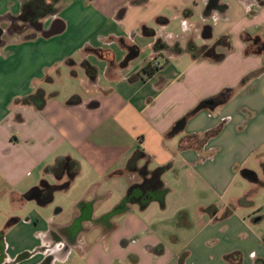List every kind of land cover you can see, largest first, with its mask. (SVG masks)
<instances>
[{"label": "crops", "instance_id": "0c3cea01", "mask_svg": "<svg viewBox=\"0 0 264 264\" xmlns=\"http://www.w3.org/2000/svg\"><path fill=\"white\" fill-rule=\"evenodd\" d=\"M24 1L0 0V222L10 219L0 233L6 261L179 264L185 255L184 264H228L224 257L240 252L243 264H264L260 241L252 242L261 255L214 238L225 239L231 230L242 238L228 225L236 205L255 209L248 197L229 195L235 178L240 174L264 188V178L248 168L257 158L264 174V54H246L242 39L247 34L264 41V0H59L56 12L40 21L46 37L31 25L11 31ZM170 6L183 19L184 38L165 33L171 19L163 12ZM206 26L213 39L204 38ZM137 35L151 38L152 47L139 62ZM224 35L233 49L218 63L170 49L190 40L211 45ZM158 40L168 49L156 51ZM100 51L111 53L113 62ZM133 51L137 55L129 58ZM149 63L160 67L152 77L141 72ZM64 76L80 83L62 94L55 84ZM226 89L234 90L227 103L197 110ZM75 96L80 103L68 104ZM136 150L146 156L128 170ZM60 159L78 162V174L70 175L73 164L60 178L48 173ZM69 180L56 192L65 194V204L47 213L54 196L46 202L35 193L44 182ZM131 196L136 198L126 200ZM10 210L29 212L10 218ZM195 214L203 228L181 248L166 230L175 223L193 228ZM246 216L250 225L263 221L257 210Z\"/></svg>", "mask_w": 264, "mask_h": 264}, {"label": "trees", "instance_id": "16d2710c", "mask_svg": "<svg viewBox=\"0 0 264 264\" xmlns=\"http://www.w3.org/2000/svg\"><path fill=\"white\" fill-rule=\"evenodd\" d=\"M58 0H25L23 2L22 11L19 17L15 19V23L11 26V31L14 33H21L27 28V26H36L40 23V21L45 18L46 16H49L53 14L51 10L54 6H56ZM164 19L159 18L157 21L162 22ZM203 36L206 40L213 39L212 34V28L210 26H206L203 29ZM242 39L247 44L246 54H264V41L260 39V37H251L247 34L242 35ZM168 49V45L163 42L162 40H158V42L155 44V50L156 51H164ZM171 51L175 54H181L183 52L190 53L195 59H206L210 60L212 62H221L224 60L226 55L233 49L230 38L228 35H224L221 37H218L215 39V41L211 45H204V46H197V44L190 40L189 43L185 48H183L180 44H176L172 46ZM99 55L109 62H113V56L109 52H103L100 51ZM137 55V51L131 52L129 55V58H132ZM87 70V73L90 77L94 78L97 75V71L95 68H92L88 63L84 64ZM160 70V67L154 66L152 63L147 64L143 69L141 70L142 74H144L147 77L154 76L158 71ZM258 74L256 72L253 75ZM253 75L250 77H246L243 80V83L248 81ZM234 94L233 89H226L217 96L211 98L208 101H205L201 103L197 110H204L207 108H213L221 106L225 103H227L231 97ZM80 103V97L75 96L71 98L68 102V104H79ZM220 130L212 132L211 134L214 135L218 133ZM145 153L142 150H136L135 153L132 155V157L129 159L127 168L128 170H133L137 167V164L140 160L145 158ZM75 166H73V165ZM68 165H71L74 167V169L71 170L70 175H76L79 172L80 165L76 161H69L68 159H60L54 166L49 167L47 169V172L50 174H54L57 177H61L63 175L64 168ZM247 178L251 182H258V179L254 173H251L249 171L245 172ZM160 178V171H157L153 173V179L159 180ZM72 179V178H71ZM71 183V180L64 184L50 186L47 185L46 182L43 183V187L47 189L48 196L45 199L46 202H50L53 199L54 194L57 191L65 190L69 187ZM36 190V189H35ZM30 192L27 196L32 197L34 195V191ZM38 191V190H37ZM225 261L228 264H243V256L240 252H234L231 254H228L224 257ZM185 255H183L180 259L179 264H184Z\"/></svg>", "mask_w": 264, "mask_h": 264}, {"label": "rangeland", "instance_id": "374dc122", "mask_svg": "<svg viewBox=\"0 0 264 264\" xmlns=\"http://www.w3.org/2000/svg\"><path fill=\"white\" fill-rule=\"evenodd\" d=\"M67 2L68 0L64 1V4ZM177 13H178L177 10L171 6L168 7L163 12L164 15H166L169 19H171V24L165 29V33L178 34L181 36V38H184V33L186 31H185L183 19L179 17ZM159 29L160 27L156 28V30L158 31ZM135 41H136V44H138V46L142 50L141 55L135 61L136 62L143 61L152 52L151 38L137 35L135 37ZM197 43L200 45L202 44V41L198 40ZM68 79L70 78L68 77ZM70 81H73V82H69V80H67V77L65 78L64 76V79L62 78V80L58 84H55V90H60L62 94H65V91H70L72 87H75V84L79 85L80 83L79 80H70ZM102 82L104 83L103 78H102ZM262 160L264 162V157H262ZM248 168L255 170L257 174L259 175V177L264 178L263 170L261 167V161L259 159L256 158L254 160L249 161ZM235 194H237L238 196H245V198L248 197L249 199L253 200L254 208H255L252 210L249 208H246L239 201V204L236 205V208H238L237 215L236 217L230 219L228 223L229 226L233 227L234 231L236 230L238 232L239 231L242 232V238H237V237L235 238V236H233L232 234L233 230H231V232L225 236V239L224 237H221L219 235H215L214 238L216 240L222 239V242H226V243L233 241L234 244H236L235 246L244 244L245 253L249 252L250 254V252L252 251H256L257 253H260V251L255 250L256 245H254L255 242H252V241H258V242L260 241L262 243V250L264 249V188L258 187L254 184L249 183V181L244 179L242 175L239 174V176H237L231 184V192L229 195H235ZM65 199H66V196L65 194H63V192L55 193L53 202H51L49 205L46 206V208L47 207L48 208L45 211L47 213L54 214L58 210V208H62V204H65ZM41 209L43 210L44 208H41ZM255 210H257V212L263 216V221L257 225H252V224L250 225L248 224L246 213L248 211L252 213ZM27 212L29 211H26V212L23 211L21 213L17 210H10L9 216L10 218H18L17 216H23ZM195 217L191 220L195 228L194 227L189 228V227L180 225L178 223L177 224L175 223L172 228H168L166 230V233L169 234L170 232V234H173V236L178 238L177 245H180L181 248L189 246L190 243L193 241L194 237L196 236V234L200 233L201 232L200 230L203 228V225L200 224V221L198 219V214H195ZM244 218L246 219V222ZM8 220L10 219L8 218L5 223L4 221L0 222V230H2L6 226V224L8 223ZM215 225L217 226L218 223L211 224L210 231L214 230ZM223 249H225L224 246L219 247L215 249L211 253V255L217 256ZM259 255H261V253Z\"/></svg>", "mask_w": 264, "mask_h": 264}, {"label": "flooded vegetation", "instance_id": "af4514ba", "mask_svg": "<svg viewBox=\"0 0 264 264\" xmlns=\"http://www.w3.org/2000/svg\"><path fill=\"white\" fill-rule=\"evenodd\" d=\"M59 1V0H58ZM57 5V4H56ZM56 6H54L53 7V9L51 10V12L52 13H55L56 12ZM36 28H39V24L38 25H36L35 26ZM3 31L4 30H2L1 28H0V35L3 33ZM65 173V168H64V171H63V174ZM150 183V182H149ZM150 185V184H149ZM35 195L36 196H38V197H40V198H43L44 197V199H46L47 198V196H48V191H47V189H45V188H43L42 190H40V191H38V192H36L35 193ZM136 197L135 196H131V197H129V199H126V200H134ZM123 208H122V206H120V207H118L117 209H115L114 211H111L110 213H108L105 217L106 218H109L110 216H113V215H115V214H117V213H119L121 210H122ZM103 220H105V219H103ZM4 231H2L1 233H0V257L3 259V262H4V260H5V264H15L14 262H7L6 260V256H5V254H3L4 252H1V251H4L5 250V246H4ZM65 249H66V247H65ZM52 257L51 256H49V257H47V259H46V262L47 261H49L50 259H51Z\"/></svg>", "mask_w": 264, "mask_h": 264}, {"label": "water", "instance_id": "95a60500", "mask_svg": "<svg viewBox=\"0 0 264 264\" xmlns=\"http://www.w3.org/2000/svg\"><path fill=\"white\" fill-rule=\"evenodd\" d=\"M42 24H40L39 23V28H36V30H37V32H41L45 37H46V35H45V33L44 32H42L43 30H42ZM47 34V33H46ZM47 36H50L49 34H47ZM1 264V263H0Z\"/></svg>", "mask_w": 264, "mask_h": 264}, {"label": "built area", "instance_id": "2783aa9c", "mask_svg": "<svg viewBox=\"0 0 264 264\" xmlns=\"http://www.w3.org/2000/svg\"><path fill=\"white\" fill-rule=\"evenodd\" d=\"M155 66L159 67L158 65H155Z\"/></svg>", "mask_w": 264, "mask_h": 264}]
</instances>
